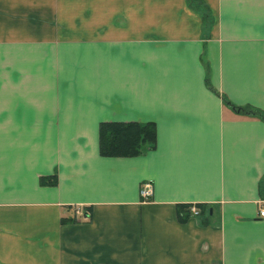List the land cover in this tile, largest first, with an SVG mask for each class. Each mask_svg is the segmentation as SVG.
<instances>
[{
    "label": "crops",
    "instance_id": "crops-1",
    "mask_svg": "<svg viewBox=\"0 0 264 264\" xmlns=\"http://www.w3.org/2000/svg\"><path fill=\"white\" fill-rule=\"evenodd\" d=\"M201 1L207 27L187 0H0V264H264V121L229 107L264 112V0ZM102 122L155 146L102 157Z\"/></svg>",
    "mask_w": 264,
    "mask_h": 264
},
{
    "label": "trees",
    "instance_id": "trees-1",
    "mask_svg": "<svg viewBox=\"0 0 264 264\" xmlns=\"http://www.w3.org/2000/svg\"><path fill=\"white\" fill-rule=\"evenodd\" d=\"M188 6L198 12L203 20L204 26L209 25L208 9L201 0H187ZM208 83L206 82V85ZM209 88V87H208ZM225 104H229L222 97ZM229 107L242 116L256 118L264 121V112L251 107ZM156 142L155 126L152 123H116L102 122L98 126V152L102 157H134L140 155L145 150L153 149ZM40 185L54 186L55 176L39 178ZM260 195H262V181L259 184ZM188 205H180L177 209L178 215L188 214ZM201 213H205V207L198 205Z\"/></svg>",
    "mask_w": 264,
    "mask_h": 264
},
{
    "label": "built area",
    "instance_id": "built-area-1",
    "mask_svg": "<svg viewBox=\"0 0 264 264\" xmlns=\"http://www.w3.org/2000/svg\"><path fill=\"white\" fill-rule=\"evenodd\" d=\"M139 196L142 201H147L152 196V183L151 181H144L141 183L139 188ZM193 216L199 215V210L195 206L190 207ZM258 215L264 217V205L258 210Z\"/></svg>",
    "mask_w": 264,
    "mask_h": 264
}]
</instances>
